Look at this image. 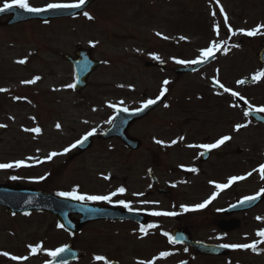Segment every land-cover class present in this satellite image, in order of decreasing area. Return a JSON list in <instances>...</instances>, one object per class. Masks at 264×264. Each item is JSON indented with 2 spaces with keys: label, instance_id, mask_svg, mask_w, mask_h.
Segmentation results:
<instances>
[{
  "label": "rangeland",
  "instance_id": "1",
  "mask_svg": "<svg viewBox=\"0 0 264 264\" xmlns=\"http://www.w3.org/2000/svg\"><path fill=\"white\" fill-rule=\"evenodd\" d=\"M4 2L0 0V6ZM74 2L30 0L32 6L40 8L48 3ZM221 6L235 35L224 25ZM87 12L93 19L82 14L47 26L28 22L0 28V88L6 89L0 97V125H6L4 131L0 130V163L25 160L28 165L0 169V184L36 187L53 195L73 187H78L81 194L107 195L123 187L126 191L112 197L113 203L86 202L119 206L116 201L123 199L131 209L150 205L154 211L175 213L184 211L182 206L191 209L208 199L213 191L206 188L207 183H227L231 176L246 177L233 182L232 191H260L264 187L258 170L264 164V129L244 115L245 110L235 104L231 93L213 91L211 82L218 81L238 92V97L247 101L246 110L249 104L253 108L264 106V77L252 80L254 74L264 70L257 56L264 48V28L253 36L237 31L264 25V0H219V6L215 0H96ZM213 25L220 26L218 36ZM212 41L222 44L227 52L216 51L213 62L197 73L174 74L173 70L191 65L178 64L177 60L197 59L200 50ZM77 46L92 50L93 59L103 64L78 94L67 87L74 83V75L62 58L73 57ZM21 59L26 62L18 63ZM148 62L160 63L164 69L145 68ZM36 76L40 79L33 84L21 83ZM165 80L169 81L167 85L163 84ZM240 80L245 82L238 84ZM161 88L167 89L161 106L128 132L129 137L140 141L138 151H128L118 141L96 139L85 154L79 155L74 148L63 153L93 128L95 137L107 130L118 109L136 110L145 100L155 99ZM237 124L245 126L237 131ZM35 127L41 131H24ZM225 135L231 139L211 149L205 164L199 163L205 150L188 147L214 143ZM173 140L177 143L171 144ZM51 152L61 154L47 160ZM71 156L75 157L70 160ZM192 168L196 171H189ZM148 171L154 173L162 189L168 190L165 197L150 184ZM41 176L45 179H38ZM152 189L155 191L148 195L146 192ZM221 202L210 206V212L219 209ZM189 215L194 235L203 241L250 244L260 240L244 229L231 238L219 239L212 229L215 217L211 213ZM155 221L160 240L141 242L127 225L97 223L85 227L74 236L75 247L82 252L77 264H105V260L140 264L159 250L170 253L162 257L164 264L183 261L185 251L164 242L163 231L174 223L172 217L161 215ZM69 239L52 216H11L0 208V253L28 257L13 261L0 255V264H44L50 258L47 251L67 245ZM37 244L41 249L31 254L28 246ZM263 247L258 243L256 252L240 249L224 264H264ZM96 256L105 260L98 261Z\"/></svg>",
  "mask_w": 264,
  "mask_h": 264
},
{
  "label": "water",
  "instance_id": "2",
  "mask_svg": "<svg viewBox=\"0 0 264 264\" xmlns=\"http://www.w3.org/2000/svg\"><path fill=\"white\" fill-rule=\"evenodd\" d=\"M95 0H88L85 5H83L79 9H54L49 10L48 12H41L38 14H29L28 16L21 17L16 13L13 15V19L8 22V24L17 23V21H25L28 19H41L44 22L49 21L52 18H60V17H71L73 15H77L81 13L84 9H86L89 5L92 4ZM77 58L71 60L68 57H65L67 61H69L75 67V75H76V83L75 89L77 92H80L85 89L86 81L90 74L95 71L101 64L97 62H93L91 60V53L88 51L78 50L76 53ZM260 62L264 64V49L260 51L258 54ZM212 59H209L201 64H195L190 69L185 70H177L176 73L181 75V73H187L192 71H197L201 69L203 66L207 65ZM151 64H147L149 67ZM158 67L162 68V65ZM213 87H217L216 84ZM1 93V92H0ZM164 98H161L156 104L149 106L147 109H144L140 112H129L124 113L122 111H118L116 114V118L113 124L110 126L111 128L104 134H102L99 138L102 140H109V138H117L120 139L127 148L130 150H138L139 142L127 137L126 132L130 128V125L140 120L141 118L147 116L150 111L154 110L158 106L161 105V102ZM249 116L258 124L264 126V118L258 113L249 112ZM92 139L91 136L88 137L83 144L78 145L77 147L81 152L87 151V149L91 146ZM201 162H205L209 157L208 153L202 155ZM150 177H153L150 174ZM255 202V201H254ZM0 206L5 207L10 213L17 214H26L32 211H38L40 213H48L56 216L57 220L60 224L64 226L65 229L71 232H80L83 225L90 223L91 221L97 220H135L139 221V215L136 213L129 212H121L116 209H110L105 207H99L95 204H87L70 199H64L61 197H55L49 194H43L37 190H33L32 188H20L19 186H8L3 185L0 186ZM71 214L81 215V219L78 222H73L71 219ZM182 231H177L174 236V239L177 241L176 243H183L186 245L192 246L196 252L202 253L204 255H220L226 254L225 248H217L214 246H207L201 243H192L188 236L183 235ZM79 254L75 253L72 248H67L63 253L56 257V260L53 264H60L65 262H70L71 260H77ZM111 264H116L111 263Z\"/></svg>",
  "mask_w": 264,
  "mask_h": 264
},
{
  "label": "snow or ice",
  "instance_id": "3",
  "mask_svg": "<svg viewBox=\"0 0 264 264\" xmlns=\"http://www.w3.org/2000/svg\"><path fill=\"white\" fill-rule=\"evenodd\" d=\"M217 6H219V0H215ZM86 0H76V2L74 3H48L44 8H40V7H34L31 5L30 0H5V2L3 3L2 6H0V13L8 11L12 8H19V9H23L25 12L28 13H41V12H45L47 10H52V9H68V8H74V9H79L81 8L83 5H85ZM220 14L223 15L224 17V25L227 26V30L228 33L235 35L236 31L233 30V28L231 27V25H229L228 23V16L225 13L223 7H220ZM83 15L91 20L93 19V17L87 12L85 11L83 13ZM213 16L216 15L215 12L212 13ZM261 28H264V25H257L255 28H252L251 30H245V29H239L237 31L243 33L244 35L247 36H253L256 35L258 33H260ZM213 31L217 34V36L219 35V31H220V26L219 25H213ZM157 35H160V33H157ZM181 39H183V37H181ZM226 43V42H225ZM233 47H236L237 45H232ZM218 50H223L225 52H227V48L223 47L222 44L217 43L215 41H212L209 43V45L203 49L200 50L199 52V56L197 59L194 60H190V61H186V60H177L176 63L178 64H201L204 63L205 61L209 60V59H214L215 58V53ZM26 61L24 59H21L18 61V63H25ZM261 77H264V70L257 72L256 74H254L252 76V80L253 81H258ZM40 77L36 76L34 77L32 80H26V81H22L21 83L23 84H33L36 82V80H39ZM245 81L240 80L237 81L238 84H243ZM169 83V81L165 80L163 81L164 85H167ZM214 84H217L219 88L223 89V91L225 93H231V95L233 97H238L240 94L238 92L232 91L230 88L225 87L222 83H219L218 81H213ZM68 88H72L74 87L73 84H69L67 85ZM6 91V89L0 88V92H4ZM167 91L166 88H161L160 90V94L155 98V99H148L145 100L141 107L136 109V112H140L143 111L144 109H147L149 106L156 104L161 97H163L165 95V92ZM241 99H243V97H240ZM14 99H20V97H14ZM121 104L123 103V101L120 102ZM245 103H247V101H245ZM167 107V105H165ZM123 111H128V109L124 108L121 109ZM249 110L251 112H264V106L262 107H258V108H253L250 104H249ZM245 116L249 115V111H245L244 113ZM245 125H241V124H237L235 126V130H239L241 127H244ZM2 127H6V125H0V128ZM57 128H60V124L56 125ZM24 131L26 132H34V133H39L41 130L38 127L35 128H25ZM95 129L93 128L91 131L87 132L80 140H77L75 143L71 144L69 147H66L63 149V153H68L69 151H71V149L76 148L78 145H81L84 143V141H86L88 139V137L92 136L95 133ZM180 140H183L184 137H180ZM231 137L230 136H222L220 139H217L214 143H204V144H198V145H188V147H196V148H202L205 151L211 150V149H215L220 147L221 145H223L226 141L230 140ZM155 143L157 144H162L164 143L161 140H155ZM177 141L173 140L171 141V144H176ZM61 153H57V152H51L48 154V156L46 157L47 160H51L53 157L60 155ZM201 155H203V153H201ZM28 160H32V159H36L34 157H28ZM40 162V161H37ZM22 166H28L25 163V160H17L14 163H0V169H9L12 167H22ZM259 172L261 173V178L264 179V164H261L259 166ZM189 171L195 172L196 169L192 168L189 169ZM248 176L252 175V173H248ZM108 177H105V179H107ZM245 176H231L229 177L227 183H215V182H210V183H215V187L219 190H223L228 188L233 182L239 181V180H243L245 179ZM11 179L15 180L17 179L16 176H12ZM38 179L43 180L45 179V177L41 176ZM126 191L125 188L120 187L118 189H116L115 192H111L107 195H92V194H81L78 191V187H73L70 191H59L56 193L57 196L59 197H63L65 199H71V200H75V201H103V202H107V203H113L112 197L116 196L117 194H123ZM264 193V188L260 189V191H258L254 196H246L243 198V200L240 201L241 204L247 203V202H251L254 201L255 199H257L258 197L261 196V194ZM139 195H142V193H140ZM217 193L213 192V194L209 197V199L204 200L202 203H199L197 205H195L193 208H188L187 206H182L184 208V211H189V210H198V209H203L205 208L209 203H211V201L213 199H215ZM116 203H118L120 206H123L124 208H128L130 211L132 210L130 208V204L127 203L125 200L121 199L116 201ZM142 203H149L148 201H143ZM233 207H235V205H233ZM151 215L153 216H174L176 215L175 212H158V211H153L151 213ZM58 228H63L64 226L62 224H57ZM148 228H152V227H156V225H148ZM141 232H145V227L141 226L140 229ZM146 234V233H145ZM163 235L168 237L169 243H176L177 241L170 236L168 233H163ZM256 235L258 237H260L261 239L257 242H253V243H239V244H222L220 245V247L222 248H232V249H251L253 252L257 251V244L258 243H264V229L259 230ZM30 248V253L31 254H35L39 249H41L42 245L37 244L35 246L29 245L28 246ZM66 249V246L63 247H58L55 250H51V251H47V255L49 257L55 258L57 256H59L61 253H63ZM185 251H187V249H185ZM170 253L168 252H161L159 255L160 257H166L168 256ZM0 255L3 256H10V254L8 252H2L0 253ZM10 258L13 261H18V260H26L28 257H19V256H15V255H11ZM96 260H105L104 257L102 256H96L95 257ZM45 264H52V260H48L45 262ZM105 264H109V262L107 260H105ZM140 264H153L152 261H141ZM183 264V262H182Z\"/></svg>",
  "mask_w": 264,
  "mask_h": 264
},
{
  "label": "flooded vegetation",
  "instance_id": "4",
  "mask_svg": "<svg viewBox=\"0 0 264 264\" xmlns=\"http://www.w3.org/2000/svg\"><path fill=\"white\" fill-rule=\"evenodd\" d=\"M150 181V184L155 188V184L154 181ZM217 183V182H215ZM215 183H207V189H212L213 192H216L217 195L215 197V199H213L211 201V203H209L205 208L198 210V212H190L187 213L184 211H176V215L171 216L173 219V224L170 225L169 227H167L163 233H168L170 236H173L174 231L177 229H182V231L187 234L189 233L191 239L193 241H202V242H206L203 241V239L201 237L197 238L194 235L193 232V227L190 224L191 218H188L190 215L192 214V216H198V214H205L204 216H209V213H211L212 216H214V225H213V231H215L214 233L216 235L219 236V239H228L231 238V236H233L234 233H237L239 231H242L240 229H244L245 231H250V234H254L256 235V233L261 230L264 229V193H262V200L260 202H258L257 204H255L254 206H252V208H241V209H235L233 208V205H238L240 203L241 200H243L244 197L246 196H252L253 194H243V193H237L231 190V185L223 190H217L215 187ZM219 183H226L224 182H219ZM264 188V187H263ZM156 190V188H155ZM155 190H149L146 193L149 195L151 192L155 191ZM212 192V194H213ZM210 197V196H209ZM208 197V199H209ZM205 200H207L205 198ZM221 202V206L219 207V209L217 210H213L212 212H210L209 207L212 206L215 202ZM128 209V208H125ZM135 211L140 212V213H144L146 212L147 214H149V216L146 218V223L147 225H145V232H141V226H143V224H139V223H132L129 221H123L122 223H120V225H127L129 227H131V229L133 230V232H135L138 236V240L141 241H145L147 239H156L160 240L161 237V233L159 230V224L155 221L157 220V216H153L151 215V213L154 211L150 205H145L140 206V207H135L133 208ZM261 211V212H260ZM222 221H227L228 227L227 229L223 230V229H219V224ZM148 225H156V227H152V228H148ZM146 233V234H145ZM68 235V234H67ZM165 236V235H164ZM70 238L67 244H71L74 248L75 247V239L72 236H69ZM164 238V237H163ZM261 239V238H260ZM166 242L168 240V237L165 236L164 239ZM155 242H153V245ZM209 243V242H206ZM234 243V242H232ZM218 244V243H215ZM221 244H225L224 242L219 243L218 245ZM226 244H231L229 242H226ZM173 247H175L176 249H182L183 251H185V249H187V251L184 252V254H186L185 259H183V261H187L188 264H200V263H204V264H211V263H221L224 264V261L232 256L233 254H237L239 253L240 249H234V252H232V254L228 257H206V256H202V255H198L196 253H194L191 248L189 247H185V246H174L171 245ZM145 249V248H144ZM154 250V249H153ZM160 250L157 252H153V254L147 258L146 260H144V262L147 261H152L153 264H164L163 258L160 257ZM178 264V263H177Z\"/></svg>",
  "mask_w": 264,
  "mask_h": 264
}]
</instances>
